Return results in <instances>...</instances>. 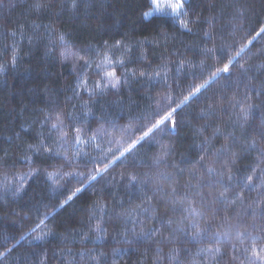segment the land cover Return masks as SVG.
Returning a JSON list of instances; mask_svg holds the SVG:
<instances>
[{"label":"trees","instance_id":"trees-1","mask_svg":"<svg viewBox=\"0 0 264 264\" xmlns=\"http://www.w3.org/2000/svg\"><path fill=\"white\" fill-rule=\"evenodd\" d=\"M186 10L191 32L145 19L149 0H0V264H249L264 247V0H188ZM65 45L84 59L62 57ZM105 55L115 89L96 67ZM232 58L173 114L174 133L155 131L116 159ZM42 144L51 154L34 151ZM161 145L172 152L157 162ZM258 163L261 179L244 187ZM214 237L222 255H199Z\"/></svg>","mask_w":264,"mask_h":264},{"label":"snow or ice","instance_id":"snow-or-ice-1","mask_svg":"<svg viewBox=\"0 0 264 264\" xmlns=\"http://www.w3.org/2000/svg\"><path fill=\"white\" fill-rule=\"evenodd\" d=\"M187 3H188V0H149L150 11H147L144 13L145 19H147L150 16L171 18L174 22L179 24L182 31L191 32L192 29L188 26L187 23L184 22V18L187 17V15H188V12L186 10ZM75 6H76L75 3H73V7H75ZM42 7H43V5L40 4L39 2H37V4L35 5V8L37 11H39ZM261 34H264V25L259 27V31L256 32V36H260ZM60 39L63 42V36H61ZM253 39H255V37H253ZM248 43L251 44L252 41L249 40ZM117 46H119V42H117V45H114L113 47H117ZM71 48H72L71 45H65V50L61 52V56L64 57L65 59L68 58L69 55L77 56L79 59H84L83 56L79 55V52H72ZM240 51L242 52L243 49H241ZM237 55H239V53H237ZM13 59H15V57H13ZM234 59L235 58L230 59L228 61V63L224 64L223 68L216 69L215 72L212 73L204 83L200 84L199 86H194L190 90L189 94L184 97L183 101L180 104H177L175 107H172L169 111H167L165 114H163L158 120H156L155 123H153L152 126L147 129V131L143 132V134L139 137V140H131V142L128 143L127 147H123V150L119 152V155L116 157V159H120V158L124 157L126 153H130L133 149H135L137 147L138 144L145 141L146 138H149L150 136H152L155 131H161V132L169 131V132L174 133L175 128L177 126V122H176L173 114L175 112H177V110L179 108H182L185 104H187L190 100H192L193 97L200 95L202 93V91L206 90L211 83H213V82L217 81L219 78H221V73H225V74L228 73L229 67L232 64V60H234ZM112 63H113V61L111 60V58L108 57L107 55H105L103 57L101 63L97 64L96 67L100 68L104 72V76L102 77V79L105 80L104 86L107 87L108 84H111V87L115 89L117 87V85H119L121 83V81L116 76V72H115L114 68L112 70H108V68L111 66ZM115 63L122 65L124 63V61L119 60V61H115ZM85 65L91 66V63L88 60H85ZM141 75H144V73H141ZM157 75H158V73H157ZM226 78H229V77H226ZM99 86L100 85L98 84L97 87H99ZM101 90H103V89H101ZM90 95H91V93H90ZM238 105H241L240 101H236V104H234L233 107H236ZM209 107L211 108L212 105H209ZM251 108H252L251 105H248L247 108H245L244 106H240V112L242 114V119L244 121H247L249 111L251 110ZM47 119L50 120L51 117H48ZM55 120H56V122L52 123V125H51L52 129L57 130V131H63V121L61 119V115L56 114ZM240 126L243 127L244 125L241 124ZM74 131L77 133H80L81 129L76 128V129H74ZM61 138H63V137H61ZM92 139L95 140V136H93ZM75 142H76V144H80L83 141L81 140V137L79 135H77L75 138ZM251 147L255 148V141H252ZM41 150L47 151L51 154V149H49L46 145H43V144L34 149L35 152H40ZM223 151H224V149L221 150V154H223ZM171 152H172V149L170 146L161 145L160 152L156 156L157 162L164 160L165 157H167L171 154ZM259 157L261 158L260 163H264V152H260ZM64 158L67 159V156H65ZM203 158L204 157L202 155L201 159H203ZM27 160L29 163L32 162L30 157H28ZM112 163H115V160H113ZM258 167H259V163L256 166L250 168L252 175L247 176L246 184L243 185L244 187L254 186L253 185V178L254 177L257 180L261 179V177L259 175H257V168ZM107 170H108V164L107 163L104 165L103 168L97 167L95 174H93L87 178L89 180V183H91L92 181H95L98 176H103L104 173L107 172ZM181 171H183V170H181ZM207 171H208V173L212 174L215 172V169L208 168ZM229 171H230V169H229ZM35 174H36L35 172L29 173V175H35ZM53 175L54 174L49 173L48 178L50 180H52ZM55 175H60V174L55 173ZM219 175L221 177H223L224 174L219 173ZM232 179H233L232 175L227 176L228 181H231ZM20 180L23 181L24 177H20ZM132 180L135 181V177H133ZM220 186L224 188V191L219 194V199L224 200L226 198V192L228 190V187H227V185H224L222 182H221ZM262 186H264V185H262ZM21 188H22V184H21L20 188L16 189L17 194L19 193ZM81 191H83V188H77L75 190V193H73V195L68 196L65 203H68L69 201H71L73 199V196H75L77 193H80ZM173 192H175V189H173ZM241 198H242V194L237 196V199H241ZM232 203H235V200H232ZM60 206L64 207L63 204H61ZM143 211L147 212V209H143ZM192 215L195 217V216H198L199 213H197L195 211V209H193ZM261 216L264 217V211L261 212ZM171 223H172V221H169V224H171ZM190 228L195 230L194 238L201 236V229H200V226L197 222L193 221L190 224ZM176 230L177 231H184V229L180 228L179 226ZM153 234H154V232L148 233L147 235L151 236ZM216 235L218 236L219 234H216ZM42 238L43 237H37V239H42ZM214 239H215V244L211 247H207L206 249H203L199 255H201V256L207 255L210 260H216L217 256L222 255L220 247L217 246L221 243V241L215 237H214ZM255 243L256 242L253 241L254 245H255ZM8 251H11V249H9ZM5 255H7V253L0 252V258L4 257ZM81 255H83V254H81ZM257 262H259V264H264V247H261V248L253 247L251 249V254L249 256V264H257Z\"/></svg>","mask_w":264,"mask_h":264}]
</instances>
